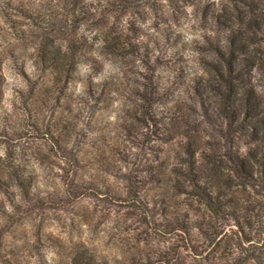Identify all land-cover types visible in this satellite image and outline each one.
Instances as JSON below:
<instances>
[{
  "label": "rangeland",
  "instance_id": "1",
  "mask_svg": "<svg viewBox=\"0 0 264 264\" xmlns=\"http://www.w3.org/2000/svg\"><path fill=\"white\" fill-rule=\"evenodd\" d=\"M0 264H264V0H0Z\"/></svg>",
  "mask_w": 264,
  "mask_h": 264
},
{
  "label": "trees",
  "instance_id": "2",
  "mask_svg": "<svg viewBox=\"0 0 264 264\" xmlns=\"http://www.w3.org/2000/svg\"><path fill=\"white\" fill-rule=\"evenodd\" d=\"M233 157H231V160L234 162L235 167L241 172V173H248L246 170V161L241 157V155H237V153H234L233 151ZM233 213V211H230Z\"/></svg>",
  "mask_w": 264,
  "mask_h": 264
}]
</instances>
